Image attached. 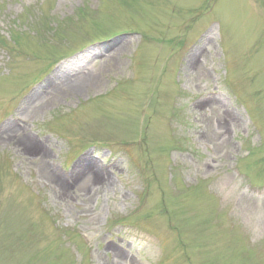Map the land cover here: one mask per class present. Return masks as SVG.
<instances>
[{"label": "rangeland", "instance_id": "rangeland-1", "mask_svg": "<svg viewBox=\"0 0 264 264\" xmlns=\"http://www.w3.org/2000/svg\"><path fill=\"white\" fill-rule=\"evenodd\" d=\"M0 264H264V0H0Z\"/></svg>", "mask_w": 264, "mask_h": 264}, {"label": "bare ground", "instance_id": "bare-ground-1", "mask_svg": "<svg viewBox=\"0 0 264 264\" xmlns=\"http://www.w3.org/2000/svg\"><path fill=\"white\" fill-rule=\"evenodd\" d=\"M90 80V79H89ZM88 79H87V83H88V81H89ZM80 84H82L81 82H80ZM84 84H85V82H84ZM76 88H78V89H80L79 87H76ZM74 90H77V89H74Z\"/></svg>", "mask_w": 264, "mask_h": 264}]
</instances>
